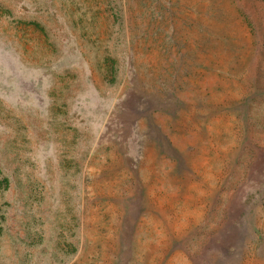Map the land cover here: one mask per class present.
<instances>
[{"label":"rangeland","instance_id":"rangeland-1","mask_svg":"<svg viewBox=\"0 0 264 264\" xmlns=\"http://www.w3.org/2000/svg\"><path fill=\"white\" fill-rule=\"evenodd\" d=\"M71 1L6 0L0 264H264V0Z\"/></svg>","mask_w":264,"mask_h":264},{"label":"trees","instance_id":"trees-1","mask_svg":"<svg viewBox=\"0 0 264 264\" xmlns=\"http://www.w3.org/2000/svg\"><path fill=\"white\" fill-rule=\"evenodd\" d=\"M92 2L93 0H84ZM97 4H102L104 0H94ZM80 2V0H79ZM170 8L176 7V8H183V10L189 8V2L186 0H175L168 2ZM211 4L213 5L214 2L212 1ZM102 5H97L99 9H102ZM69 7L72 9H75L74 0L71 1L69 4ZM106 7V6H105ZM218 10V8H216ZM74 12L73 10H71ZM3 20L6 22L8 21L10 23V26H12V29L17 31L18 33H21L23 36L27 37L28 33L31 30L42 32L44 29V26L46 27V24L42 21H26L22 16L14 15L12 7L7 4L6 0H0V23L2 24ZM3 180H6L4 178ZM6 182V181H5Z\"/></svg>","mask_w":264,"mask_h":264}]
</instances>
